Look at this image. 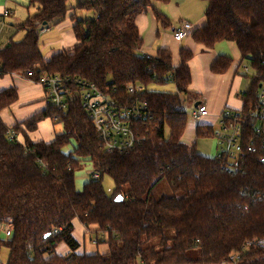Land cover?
I'll list each match as a JSON object with an SVG mask.
<instances>
[{
  "label": "trees",
  "instance_id": "trees-1",
  "mask_svg": "<svg viewBox=\"0 0 264 264\" xmlns=\"http://www.w3.org/2000/svg\"><path fill=\"white\" fill-rule=\"evenodd\" d=\"M203 1L206 24L191 36L207 49L220 42L236 44L253 72L244 94L248 111L264 83V0ZM69 2L30 0L36 12L20 27L24 38L0 50V76L25 77L32 71L27 78L37 83L45 75L79 78L119 98H127L128 85L141 84L145 91L137 97L148 102L154 116L137 125L146 138L128 154L103 148L79 92L65 113L51 107L12 128L0 117V220L11 227V238L0 241L9 252L6 264H225L233 254H240L238 264H264V248H248L249 242L264 240V199H258L264 194V151L246 155L245 171L231 174L215 158L186 145L188 115L180 97L190 92L194 55L181 49L180 65L174 67L168 50L159 49L151 59L141 53L137 18L154 12L156 2L170 0H85L76 9L93 11L95 17L72 16L78 45L46 62L40 31L63 22L72 10ZM155 15L162 27L169 25L163 15ZM231 64V58L219 57L212 72L223 74ZM168 75L174 76L176 93L148 90L170 83ZM17 100L15 88L0 92V114ZM46 118L61 124L62 132L53 142H33L28 132ZM10 131L16 133L13 140ZM214 134L208 125L196 127L197 139ZM87 162L97 172L79 190L76 173ZM105 176L115 185L111 196ZM161 182L173 195L153 194ZM77 224L85 235L102 234L107 252L83 251L74 236ZM61 243L69 248L65 255L57 251ZM194 248L200 249L199 258L189 257Z\"/></svg>",
  "mask_w": 264,
  "mask_h": 264
},
{
  "label": "crops",
  "instance_id": "crops-1",
  "mask_svg": "<svg viewBox=\"0 0 264 264\" xmlns=\"http://www.w3.org/2000/svg\"><path fill=\"white\" fill-rule=\"evenodd\" d=\"M76 6L70 7L72 8L68 13L70 19H65L57 25H51L55 26V30L63 38L57 42L50 43L51 46L54 44L55 47L44 54L43 57L46 62L51 61L59 53L73 50L78 45L73 30L77 20L74 21L72 18L75 14L79 20ZM207 7V2L203 0H170L168 3L156 2L154 4V12L150 9L146 13L141 14L136 22L143 39L141 51L145 54L156 57L159 49L168 50L172 56L173 66L178 67L181 61V49H186L193 53L194 57L189 62L192 77L190 92L196 94L195 104L201 102L209 110V116L201 124L213 127L215 132L218 128V116L223 110L232 109L239 111L245 109L246 101L244 94L251 88L252 76H249V73L252 69L249 68L246 61L242 60V55L233 42H220L213 48L207 49L203 45L196 43L192 36L181 42L174 39V31L180 28L183 23L193 24L194 29L203 28L206 24L205 13ZM25 9L27 12L23 13ZM155 11L167 18L169 25L162 27L156 18ZM5 12L9 13L8 16H5ZM35 12L36 8L30 6V0H0V50L4 49L12 40L20 41L24 38L25 31L21 30L20 27ZM90 17L93 18L95 15L93 14ZM50 29L44 27L41 29L40 34L47 33ZM41 52L43 54V50ZM222 56L231 58L232 64L225 73L214 74L212 66ZM244 66H248L249 70L245 71ZM10 88L17 90L18 100L0 114L2 121L9 128L22 124L37 115H41L51 108L46 101L45 92L40 83L17 74L0 76V92ZM59 125L61 124L55 125L51 119L46 118L39 123L36 131L28 132V136L33 142H53L56 136L61 133V130H58ZM197 126L198 124L195 122V128H193L195 140L197 141L195 148L200 140L196 137ZM183 137L182 141L190 146L183 140ZM202 139H213L216 143L217 154V142L214 137ZM196 151L204 157L215 158L216 156V154L215 156L204 154L197 148ZM1 234L3 233L0 232ZM84 235V228L80 224H77L74 236L81 244L82 250L86 251L83 242H81ZM10 238L11 236H9ZM57 251L59 254L65 255L69 252V248L65 243H61Z\"/></svg>",
  "mask_w": 264,
  "mask_h": 264
},
{
  "label": "built area",
  "instance_id": "built-area-1",
  "mask_svg": "<svg viewBox=\"0 0 264 264\" xmlns=\"http://www.w3.org/2000/svg\"><path fill=\"white\" fill-rule=\"evenodd\" d=\"M8 14L5 12V16ZM193 30V24L183 23L174 31V39L181 42L190 37ZM141 53L148 59L153 58L144 52ZM244 69L249 70L248 66H244ZM32 75V71H26L25 77ZM158 80L162 79L158 78ZM165 80L173 83L174 76L168 75ZM40 84L44 89L47 103L59 113H65L68 110L71 98L79 92L81 105L92 122L101 145L108 152L128 154L146 138V134L138 132L137 125L152 119L154 115L148 102L141 101L137 97L145 91L143 85H128L127 98H119L79 78L45 75ZM128 97H134V99H128ZM180 98L182 108L187 113L185 100L183 97ZM209 114L207 106L200 102L197 107H193L190 116L197 124H201ZM16 137L15 132H9L10 140ZM214 139L217 142L215 159L221 163L224 170L231 174L245 171L246 155L255 152L258 148L264 151V83L257 92L253 108L248 111L225 109L220 113ZM98 177V174L94 175L95 179ZM258 199H264V194ZM0 232L11 236V227L0 220ZM249 246L264 248V240H253L248 243V248ZM240 259V254H233L225 264H238Z\"/></svg>",
  "mask_w": 264,
  "mask_h": 264
},
{
  "label": "rangeland",
  "instance_id": "rangeland-1",
  "mask_svg": "<svg viewBox=\"0 0 264 264\" xmlns=\"http://www.w3.org/2000/svg\"><path fill=\"white\" fill-rule=\"evenodd\" d=\"M84 1L85 0H71L68 5L69 7H73V6H76V4L82 3ZM26 12H27L26 9L23 10V13H26ZM92 12L93 11L78 10L79 20H86V19L92 18L90 17V16H93L94 14ZM69 17H70L69 14H67L66 19H70ZM46 28H51V29L47 33L40 34L41 36L40 37V48L43 50V56L44 54H46V52H49L51 48L55 47L54 44L51 46L50 43L57 42L63 38V36H61L57 32V30H55V26H51L49 24V25H46ZM158 28H159V25H158ZM252 75H253V72L251 70L249 73V76H252ZM148 90L153 91V92H162V93H172V94L176 93V87L172 82L168 84H152L148 86ZM183 98L185 100L186 109L188 113V126L186 128L183 140L187 144H189L191 147H194L195 143L197 142L195 140V134H194V129H193L195 128V121L190 116V114L195 104L194 101L196 98V94L193 92H189L187 95L183 96ZM62 128H63L62 125L58 126V130H61V132H62ZM215 144L216 143L213 139H200L197 143L196 148L199 149V151L204 154H210L211 156H215L216 154ZM71 148H72L71 146L67 147L66 151L68 152L71 151ZM94 172H97V171L95 170L93 163L87 162L83 164L81 169L76 173L75 182H76L77 189L79 190L83 189L84 185L92 179V175ZM103 185H104L106 193L111 196L115 189L114 182L108 176H105L103 179ZM153 194L157 198H159L164 195L171 196L173 195V192L165 182H161L154 188ZM83 239L81 240V242H83V245L85 246V250H86L85 252H87L88 254H96V253L102 254V253L107 252L108 250V246L105 243V238L100 233L89 232L86 235H84ZM7 240H9V236H7L4 233L0 235V241L6 242ZM188 255L192 259L199 258L201 256L200 249L194 248L190 250ZM7 259H8V250L6 247L1 246L0 264H6Z\"/></svg>",
  "mask_w": 264,
  "mask_h": 264
},
{
  "label": "water",
  "instance_id": "water-1",
  "mask_svg": "<svg viewBox=\"0 0 264 264\" xmlns=\"http://www.w3.org/2000/svg\"><path fill=\"white\" fill-rule=\"evenodd\" d=\"M44 25H46V24H44ZM200 104V102H198V103H196L195 104V107H197L198 105ZM117 202H120V201H122L123 200V198H122V196L121 195H118L117 197H116V199H115Z\"/></svg>",
  "mask_w": 264,
  "mask_h": 264
}]
</instances>
